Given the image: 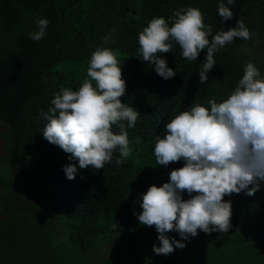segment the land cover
Segmentation results:
<instances>
[{"label": "trees", "instance_id": "1", "mask_svg": "<svg viewBox=\"0 0 264 264\" xmlns=\"http://www.w3.org/2000/svg\"><path fill=\"white\" fill-rule=\"evenodd\" d=\"M220 2L227 4V0H0V139L5 164L30 207L41 208L55 219L65 216L63 224L69 231L66 245L53 246L46 229L49 222L5 216L15 210L0 198V264H72L68 260L73 250L85 253L84 264L107 260L111 264H264L263 204L247 213L250 216L231 219L227 233L198 230L197 236L184 241L183 250L175 249L168 256L152 251L153 244L159 246L156 231L150 236L134 234L141 225L134 212L141 210L139 195L145 193L144 187L156 185L160 176L169 180L173 169L184 166L183 160L158 165L155 137H164L165 125L179 112L196 104L210 109L211 99L223 102L242 78L246 62H253L264 78V0H234L229 5L233 18L224 22L217 11ZM187 7L204 13L212 36L235 27L239 19L253 33L251 40L236 38L214 54L216 65L204 85L198 73L206 49L189 62L174 44L172 52L163 54L177 72L168 80L142 61L139 53V33L151 19H167L174 10ZM39 18L48 19L49 25L45 37L34 41L29 33L38 31ZM105 36H111L107 43ZM97 47L119 51L127 84L121 100L141 113L132 128L123 122L132 154L117 166V151L99 171L79 169L78 160L69 161L70 154L42 136L47 123L42 113L53 106L51 101L62 88L78 90ZM112 130L120 132L118 125ZM31 150L35 174L26 162ZM68 163L77 165L74 180L63 171ZM41 225L46 226L41 229ZM113 234L131 236L109 249L103 238ZM166 235L181 239L177 232Z\"/></svg>", "mask_w": 264, "mask_h": 264}, {"label": "clouds", "instance_id": "2", "mask_svg": "<svg viewBox=\"0 0 264 264\" xmlns=\"http://www.w3.org/2000/svg\"><path fill=\"white\" fill-rule=\"evenodd\" d=\"M229 5H234V0L218 4L222 22L233 18ZM204 20V13L195 7L174 10L167 19L154 17L138 36L142 61L168 80L177 72L168 66L163 54L172 52L174 44L189 62L196 61L206 49L198 73L204 85L216 65L214 54L236 38L251 40L253 36L243 19L214 36ZM36 24L38 31L29 33V37L39 41L46 35L49 20L39 18ZM110 39L105 36L104 42ZM118 57V50L97 47L88 62L87 78L78 90L62 88L52 99L53 106L42 113L47 121L43 138L70 154L69 161L78 160L79 169L99 171L113 161L117 151L115 164L119 166L132 154L123 122L132 128L141 113L121 100L127 84ZM207 103L210 109L196 104L179 112L165 125L164 137H155L158 165L184 161L183 167L169 173V182L159 187L153 184L141 194L142 211L134 212L141 225L155 227L159 246L153 244L152 251L156 255L183 250L184 241L197 236L198 230L227 233L232 227V203L225 196L241 192L253 196L264 182V78L260 69L246 62L234 91L223 102L211 99ZM114 125L120 128L118 134L112 130ZM63 171L68 180L78 174L76 163L64 165ZM184 192L189 199H183ZM169 232H177L181 239L169 237Z\"/></svg>", "mask_w": 264, "mask_h": 264}, {"label": "rangeland", "instance_id": "3", "mask_svg": "<svg viewBox=\"0 0 264 264\" xmlns=\"http://www.w3.org/2000/svg\"><path fill=\"white\" fill-rule=\"evenodd\" d=\"M1 136V134H0ZM27 163L29 164V170L35 174V167H34V153L33 150L29 152V154L26 156ZM158 179V178H157ZM159 181L157 182L156 186H162L163 183L169 182L168 179L164 178L163 176H160ZM145 192L147 191L148 187H144ZM46 193L45 191L43 192ZM144 193V190L143 192ZM0 198H5L6 203L8 204V207H12L15 212H10L5 216H32V219L35 222L41 220V224H47V231L49 232V237L51 239V242L53 246H63L66 245L69 231L67 227L63 224L65 216H61L62 220L59 218L55 219V217H51L53 215H49L46 211L44 212L43 209L38 208L39 210H36L31 206V203L29 199H27L24 191L20 187V185L13 179L11 171L9 167L5 164L4 160V154H3V147H2V141L0 139ZM195 195V193H193ZM183 199H189V195L187 192L182 193ZM225 200H230L232 203V217L231 219L237 217V216H250L247 213L251 212L253 208L258 204L264 205V182H261V189L255 193L253 196H247L243 192L240 194H232L231 196H225ZM21 200H23L21 202ZM139 200H142L141 194L139 195ZM20 205V206H19ZM25 208L23 210H20L21 208ZM28 206L30 209H28ZM21 207V208H20ZM27 207V208H26ZM19 209V211H18ZM142 211V209L139 211V213ZM1 213V209H0ZM37 216H39L37 218ZM43 216V217H42ZM46 216V217H44ZM48 216V217H47ZM11 219V217H9ZM48 220V221H47ZM45 222V223H44ZM33 223V224H34ZM46 225H41V229L45 228ZM155 230V227H147L144 225H139L137 229L134 231L135 233H142L147 234L150 236ZM157 233V232H154ZM131 235L129 234H113L111 236H106L103 238V240H107L108 244L106 246H109V249H112L113 247L116 248L119 244H121L122 241L126 240L127 237ZM107 238H112L113 241H109ZM102 240V241H103ZM25 243V242H24ZM102 245V243H101ZM71 256H69V262L72 264H84L85 259V253L79 252L77 250L71 251ZM88 257L92 258V254H89ZM106 264H111L110 261H106Z\"/></svg>", "mask_w": 264, "mask_h": 264}]
</instances>
